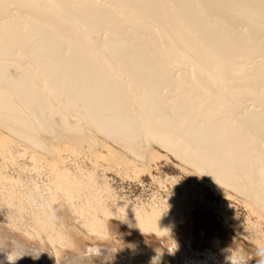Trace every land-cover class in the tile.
Segmentation results:
<instances>
[{
  "label": "bare ground",
  "instance_id": "obj_1",
  "mask_svg": "<svg viewBox=\"0 0 264 264\" xmlns=\"http://www.w3.org/2000/svg\"><path fill=\"white\" fill-rule=\"evenodd\" d=\"M9 138L52 164L64 141L108 143L147 170L171 156L264 220V0H0V145ZM13 239L0 230V264H50ZM238 249L222 250L227 264ZM196 253L183 261L215 257Z\"/></svg>",
  "mask_w": 264,
  "mask_h": 264
},
{
  "label": "rangeland",
  "instance_id": "obj_2",
  "mask_svg": "<svg viewBox=\"0 0 264 264\" xmlns=\"http://www.w3.org/2000/svg\"><path fill=\"white\" fill-rule=\"evenodd\" d=\"M107 144L64 141L56 164L12 139L0 145L6 240L25 241L27 253L50 264H193L183 261L184 251L203 256L210 248L215 257L208 264H227L222 250L233 255L239 244L247 249L239 264L264 260V220L243 203L215 192L171 156L162 154L147 170L131 156L132 165H124ZM58 170L69 179L61 187Z\"/></svg>",
  "mask_w": 264,
  "mask_h": 264
},
{
  "label": "clouds",
  "instance_id": "obj_3",
  "mask_svg": "<svg viewBox=\"0 0 264 264\" xmlns=\"http://www.w3.org/2000/svg\"><path fill=\"white\" fill-rule=\"evenodd\" d=\"M163 255L161 256V261H162ZM258 264H264V260L258 262Z\"/></svg>",
  "mask_w": 264,
  "mask_h": 264
}]
</instances>
